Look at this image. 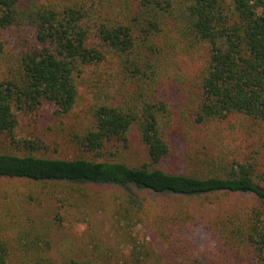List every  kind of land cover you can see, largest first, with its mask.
I'll return each mask as SVG.
<instances>
[{"label": "trees", "instance_id": "trees-1", "mask_svg": "<svg viewBox=\"0 0 264 264\" xmlns=\"http://www.w3.org/2000/svg\"><path fill=\"white\" fill-rule=\"evenodd\" d=\"M23 118L69 123L75 154ZM4 181L0 264H264V0H0ZM166 195L252 204L209 253Z\"/></svg>", "mask_w": 264, "mask_h": 264}, {"label": "rangeland", "instance_id": "rangeland-1", "mask_svg": "<svg viewBox=\"0 0 264 264\" xmlns=\"http://www.w3.org/2000/svg\"><path fill=\"white\" fill-rule=\"evenodd\" d=\"M166 91V90H165ZM169 93L163 94V98L169 100L176 111H178L181 104L184 101V92L181 88L176 87ZM74 130L69 123L64 126H59L55 119L41 118L40 120H32L30 118L22 119V127L19 131L21 137H40L46 141L49 148V153L58 157H70L75 153V145L71 142V134ZM179 136V135H178ZM179 144L184 146V140L179 136ZM139 148L138 145L135 146ZM184 148L175 153L176 159L168 163L171 168L177 170L185 169ZM134 154L140 153L138 149L134 150ZM16 182H0V190L10 189L15 187ZM2 194V193H0ZM154 208L160 213L173 212L179 207L187 208L193 217V223L191 226V234L196 243L201 246L205 252H213L216 240L212 231V225L221 220L225 215L231 212L241 211L244 208L250 206L252 202L250 197L246 196H221L219 198H212L206 200L202 197H181L174 195H166L157 198V202H150ZM104 219V218H103ZM105 229L109 231V225L107 220H103ZM83 226H78L71 231L72 236L77 238L81 237L83 232ZM111 231V230H110ZM70 236V235H69ZM114 264V263H113Z\"/></svg>", "mask_w": 264, "mask_h": 264}]
</instances>
